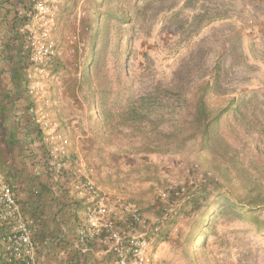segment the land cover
<instances>
[{"label": "rangeland", "instance_id": "1", "mask_svg": "<svg viewBox=\"0 0 264 264\" xmlns=\"http://www.w3.org/2000/svg\"><path fill=\"white\" fill-rule=\"evenodd\" d=\"M143 8L146 13L126 40L137 91L161 83L186 92L212 79L219 93L241 95L251 111L256 108L260 133L256 141L249 140L258 144L257 153H242L245 170H232L238 188L234 195L243 196V173L264 182V0H149ZM91 12L90 0H62L54 38L65 65L59 75L51 78L49 72L46 79L50 97L51 82L59 86L55 117L62 126L69 117L74 120L68 125L77 132L75 137L68 132L78 149L73 155L94 166L98 183L113 200L136 202L153 221L176 220L172 227L163 225L155 243V264H205L203 254L190 253L185 246L192 221L183 206L194 186L212 179L222 182L221 172L210 152L202 149L200 134L162 153L140 152L143 140L129 130L112 135L110 142L95 137L84 96L74 87ZM76 53L81 57L77 61L72 58ZM230 138L238 140L233 132ZM171 185L185 191L167 204L159 191ZM261 215L264 220V211ZM218 232L209 238L206 258L217 264H264V227L225 217Z\"/></svg>", "mask_w": 264, "mask_h": 264}, {"label": "trees", "instance_id": "2", "mask_svg": "<svg viewBox=\"0 0 264 264\" xmlns=\"http://www.w3.org/2000/svg\"><path fill=\"white\" fill-rule=\"evenodd\" d=\"M34 1L36 0H0V28L4 27L8 34L0 47L1 57L8 66L0 72L3 74L8 71L11 79H0L9 86L8 93L11 94L0 92V120L9 119L5 116L9 107L14 109L18 106L16 95L26 93L25 73L29 63L23 45L25 29L29 23L27 13ZM148 1L90 0L92 12L88 20L87 40L82 47L83 63L79 76L75 77L74 87L81 90L84 96L86 111L94 120L95 137L104 142H110L112 135H124L129 130L143 140L140 152L162 153L173 145L183 146L191 138L201 135V147L212 155L213 163L221 172L222 182L212 179L210 182L200 183L188 194L183 211L192 222L185 246L190 253L203 254L205 264H217L206 258V251L209 238L218 236L221 219L228 217L232 220H245L252 222L257 229L264 227L261 217L264 211V182L255 179L252 181L250 174L243 173L241 185L245 194L238 198L234 195L238 188L233 183L232 175V170L236 169L239 173L245 170L242 153L250 152L252 156L257 153L258 144L253 146L249 140L251 138L256 141V136L260 133L255 119L256 108L251 111L247 106L248 100L241 95L227 96L219 93L216 86L218 82H213L212 79L205 80L186 92L161 83L144 92L137 91L130 74V50L126 47V40L140 23V17L146 13L143 6ZM59 53L50 61L51 78L59 75L65 65ZM79 56L76 53L72 58L76 60L81 58ZM51 93L50 111L55 116L60 105L59 86L55 80L51 82ZM27 105L28 102L25 103L22 114H19V119L24 124L31 125L26 112ZM67 120L69 122L64 126L61 123V129L67 135L69 132L75 137L76 129L68 128L74 120L71 117ZM231 132L237 134L238 140L230 138ZM45 151L48 162L46 147ZM48 165L41 174L46 176L47 181H53L54 185L50 187L46 183L42 191H35L31 201L35 205H31V202L23 204L24 211L36 220V238L41 245L43 239L58 240L57 255L62 254L68 245V242H64L66 235L60 231L64 217L71 219L74 225L70 231L76 245L67 251L68 256L63 263L84 264L89 259L88 253L97 251V246L90 242L87 245L78 242L83 202L70 195L69 176L54 180L55 174ZM9 183L11 184L10 181ZM12 186L18 196L17 188ZM52 187L59 192V196L50 197V202L57 207L56 213L50 218L57 224L54 230L48 229L47 222L42 223L43 219H40L44 213L47 215L42 211L43 199L54 192ZM179 197L171 195L170 199L178 200ZM69 206L71 208L67 216ZM175 222L176 220L158 221L162 232L164 224L172 227Z\"/></svg>", "mask_w": 264, "mask_h": 264}, {"label": "built area", "instance_id": "3", "mask_svg": "<svg viewBox=\"0 0 264 264\" xmlns=\"http://www.w3.org/2000/svg\"><path fill=\"white\" fill-rule=\"evenodd\" d=\"M61 3L62 0H36L27 13L30 22L23 49L29 63L26 93L32 101L26 112L41 134L48 166L55 177L69 176L70 195L85 204L78 241L83 245L94 243L98 250L112 253L116 264H155V243L162 233L160 223L151 220L136 202L113 200L103 190L94 166H88L83 156L72 154L71 138L50 111L52 100L46 79L50 61L59 52L54 33ZM2 41L0 35V47ZM46 166V162L41 163L42 170ZM184 191V187L171 185L160 190L159 196L170 204L171 195L179 197ZM37 232L36 220L25 213L0 166V264H43L44 246L37 240Z\"/></svg>", "mask_w": 264, "mask_h": 264}, {"label": "crops", "instance_id": "4", "mask_svg": "<svg viewBox=\"0 0 264 264\" xmlns=\"http://www.w3.org/2000/svg\"><path fill=\"white\" fill-rule=\"evenodd\" d=\"M0 35L3 39L1 43L4 44V41H6L5 39L8 38L6 37L8 34L5 31L4 27L0 28ZM1 52L2 51H0V70L3 69L4 71V69H6L8 65H6L5 60L2 59ZM7 77L10 81L11 79L9 77L8 71H5V73L3 74L2 72H0L1 80L3 79L4 81H6ZM1 80L0 92H5L7 93V95H9V86L3 84ZM31 101L32 99L28 97L26 93L21 92L20 95H16V102L18 106L16 105L14 109H10L9 107V110L5 112V116H7L9 119L4 120L1 118L0 120V166L7 180L10 181L11 184L15 186V188H17L16 190L18 192V198L21 202L22 207L23 204H29L31 201H33L35 191H42L46 183L50 187L54 185L53 181H47L46 176L41 174V163L46 162V151L42 143L41 134L36 130V128L32 124H24L22 120L19 119L20 115L22 114L21 112H23L24 110L25 103H30ZM71 141L74 145V140L71 139ZM73 145L71 146L72 154L76 150H78ZM46 163L48 164V162ZM39 169H41V171H39ZM55 179L58 178L55 177L54 180ZM52 190H54V192H51V195L47 196V200L43 199L44 207L42 208V211H45L47 215H45L44 213V215L40 217V219H43L41 221L42 223L47 222L46 227L50 230L56 229L57 226L56 222L50 219L51 216H53L57 211V207L50 202V197L54 195L59 196V192L55 191V187H52ZM60 199H62V197H60ZM31 205L35 204H32L31 202ZM70 208L71 207L69 206V208L66 210L67 216L68 213H70ZM84 210L85 206L80 212V219L82 223L85 215ZM73 225L74 223L71 219L67 220V217H64V223L62 224L60 231L66 235V239L64 240V242H68V245L67 247H65L64 252L62 251V254L57 255V249L59 247H57L56 245L58 243V240L50 241L48 239H43L41 241L43 245H47L41 248L45 256L43 264L65 263L64 260L68 256L67 251L71 250L76 245V243H74L73 241L74 239H72V231H70ZM38 241L40 243V240ZM96 250L97 251L95 252L88 253L89 259H87L84 264H116V258L112 253L100 251L98 249Z\"/></svg>", "mask_w": 264, "mask_h": 264}]
</instances>
